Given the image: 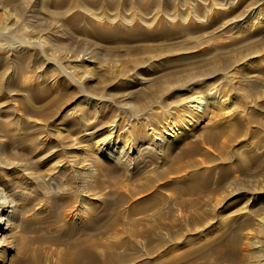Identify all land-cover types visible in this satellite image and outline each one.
<instances>
[{
  "label": "rangeland",
  "instance_id": "rangeland-1",
  "mask_svg": "<svg viewBox=\"0 0 264 264\" xmlns=\"http://www.w3.org/2000/svg\"><path fill=\"white\" fill-rule=\"evenodd\" d=\"M53 1L0 0V196L10 201V219L17 217L30 235L63 240L68 231L59 213L100 196L103 207L86 220L85 234L127 241L130 253L144 247L132 229L152 226L151 238L165 240L213 225L222 239L192 264H224L207 255L229 253L236 235L258 250L252 259H263L264 0ZM196 96L205 104L198 122L183 116ZM169 121L187 128L154 145L156 132H169ZM91 131L97 132L84 136ZM111 132L121 148L115 163L97 146ZM93 156L100 164L81 169L79 161ZM197 175L203 184L185 192L183 181ZM144 187L148 192L139 193ZM126 198L149 201L130 213L117 206ZM41 218H54L53 224L37 226Z\"/></svg>",
  "mask_w": 264,
  "mask_h": 264
},
{
  "label": "bare ground",
  "instance_id": "bare-ground-1",
  "mask_svg": "<svg viewBox=\"0 0 264 264\" xmlns=\"http://www.w3.org/2000/svg\"><path fill=\"white\" fill-rule=\"evenodd\" d=\"M63 0H54L53 2L55 4L57 3H61ZM215 1V0H214ZM258 1V0H257ZM42 4H46L48 2V0H41ZM163 2V1H162ZM167 2V1H166ZM70 3V2H69ZM164 3V2H163ZM59 6V5H57ZM187 15V14H186ZM175 17V16H174ZM177 17V15H176ZM175 17V18H176ZM181 17V16H180ZM178 17V18H180ZM184 18V17H183ZM232 24V23H231ZM124 26V25H123ZM122 27V26H120ZM100 28V27H99ZM119 28V27H118ZM124 29V27H123ZM108 30V29H107ZM115 30V29H114ZM127 30L129 31V28H127ZM137 32L134 30L130 31V32ZM122 32V31H121ZM129 32V33H130ZM123 33V32H122ZM128 33V32H126ZM128 35H131V33ZM138 33V32H137ZM101 34V33H100ZM99 34V35H100ZM107 34V33H106ZM109 34V33H108ZM113 34V33H112ZM118 34V33H117ZM127 35V36H128ZM133 35V34H132ZM98 36V35H97ZM115 36V35H114ZM117 36V35H116ZM125 36V35H124ZM126 36V37H127ZM120 37V36H119ZM118 38V37H117ZM19 42V41H18ZM15 43V42H14ZM16 44V43H15ZM19 44V43H17ZM11 45V44H10ZM12 46V45H11ZM18 46V45H17ZM15 50V49H14ZM21 51V50H20ZM23 51V49H22ZM24 56V55H23ZM22 58L25 60V56ZM22 60V59H21ZM19 61V60H17ZM20 64V62H19ZM14 66V65H13ZM17 68V67H16ZM10 69V68H9ZM10 71V70H9ZM12 75H15L12 73ZM17 76V75H16ZM14 78V77H13ZM11 84V83H10ZM16 81L13 79V82L11 85H15ZM251 85V84H250ZM249 85V86H250ZM30 87V86H29ZM248 87V86H247ZM28 89V87H25V89ZM41 88V87H40ZM42 90V88H41ZM44 90V89H43ZM249 90V89H248ZM35 91V90H34ZM250 92H253V90H251ZM45 93V92H44ZM28 95V94H26ZM25 95V96H26ZM209 97H211V95L209 94ZM214 98V97H211ZM211 100V99H210ZM25 101V100H24ZM28 102V100H27ZM57 102V101H56ZM55 102V103H56ZM188 103H197L194 105H191L193 108L189 109V111H185L183 113L184 117H188L189 120H193L194 122H198L199 120H201L203 118V115L205 114H200V111H205L204 108V102L203 100L199 99L198 97H194V98H190L189 101H187ZM26 103V102H25ZM212 104V103H211ZM214 105V104H213ZM180 106V105H179ZM184 106V105H183ZM182 107V106H180ZM190 108V105H189ZM181 109V108H180ZM185 109V107H184ZM3 122V121H2ZM9 121H7L8 123ZM32 122V121H31ZM34 123V122H32ZM36 123V122H35ZM71 123V122H70ZM78 123V122H77ZM80 123V122H79ZM190 123V122H189ZM1 124V123H0ZM18 124V122H17ZM41 124V123H40ZM167 124V122H166ZM165 124V125H166ZM26 125V124H24ZM38 125V124H37ZM168 131L166 132L163 130V133L160 132H156L155 135L153 136V140L156 142L154 143V145H156L158 143V145L162 144L163 141V137L164 134H168L171 136H174L176 134H174L175 131L179 130V127L177 128V125H173L172 121H169L168 124ZM40 126V125H39ZM76 126V125H75ZM14 127V126H13ZM18 127V126H17ZM25 127V126H24ZM32 127V126H31ZM73 127V126H72ZM79 127V126H78ZM3 128V127H2ZM11 128V127H10ZM27 128V127H26ZM180 128H187L186 125H183V127L181 126ZM15 129V128H14ZM25 129V128H24ZM23 129V130H24ZM38 129V128H37ZM79 129V128H78ZM81 129V128H80ZM20 130V129H19ZM26 130V129H25ZM39 131H41L40 129H38ZM36 130V132L38 131ZM82 130V129H81ZM34 137H37L36 133H35V128H34ZM38 131V132H39ZM86 131V130H85ZM89 131V130H87ZM8 132V131H7ZM10 132V131H9ZM28 132V131H27ZM83 133V131H81ZM95 132L97 131H91V132H86V135L84 136H93L95 134ZM30 133V132H29ZM81 133V134H82ZM23 134V133H22ZM31 134V133H30ZM38 134V133H37ZM85 134V133H84ZM113 132H111V135H109L107 138H105L104 140L101 141V144H98V150L101 153H103V155H106L109 159H112L113 162L114 160L118 161L117 159H119L118 157V150L121 149L119 146V141H117V137H118V133L116 134V139H114V137L112 136ZM9 135V134H8ZM33 136V135H32ZM39 136V135H38ZM115 136V135H114ZM11 137V136H10ZM41 137V135H40ZM141 137V136H140ZM18 138V137H17ZM27 138V136H26ZM30 138V137H29ZM86 138V137H85ZM146 138V137H145ZM165 138V137H164ZM170 138H174V137H170ZM16 139V137H15ZM20 139V137H19ZM39 139V138H38ZM87 139V138H86ZM139 139V138H138ZM142 139V138H141ZM14 140V139H12ZM22 140V139H21ZM26 140V139H25ZM42 141V139H40ZM44 140V138H43ZM46 140V139H45ZM143 140V139H142ZM167 140V139H166ZM19 141V140H18ZM17 141V142H18ZM23 141V140H22ZM29 141V140H28ZM40 141V142H41ZM67 141V140H66ZM81 141V140H80ZM79 141V142H80ZM6 142V141H5ZM4 142V143H5ZM16 142V140H15ZM38 142V141H37ZM39 142V143H40ZM65 142L62 141L61 144ZM68 142V141H67ZM70 142V141H69ZM150 142V141H148ZM2 143V142H1ZM11 143V142H10ZM42 143V142H41ZM66 143V142H65ZM143 143V141H142ZM146 143V142H144ZM3 144V143H2ZM6 144V143H5ZM14 144L13 141L11 143V145ZM37 144V143H36ZM60 144V145H61ZM77 144V142H76ZM80 144V143H78ZM166 144V143H165ZM10 145V146H11ZM34 145V143H33ZM157 145V146H158ZM7 146V145H6ZM17 146V145H16ZM40 146V145H39ZM43 146V144H42ZM63 146V145H62ZM73 146H65V148L69 150V148L72 149ZM75 147V146H74ZM79 147V146H78ZM155 147V146H154ZM4 148V147H3ZM48 148V147H47ZM63 148V147H62ZM141 148V147H140ZM74 149V148H73ZM77 149V148H76ZM82 149V148H81ZM143 150L149 151L151 150V147L149 144H145L143 145ZM3 150V149H2ZM142 150V151H143ZM121 151V150H120ZM3 152V151H2ZM50 152V151H49ZM52 152V151H51ZM70 152V150H69ZM145 152V151H144ZM47 153V152H46ZM45 153V154H46ZM79 153V152H78ZM83 153V152H82ZM52 154V153H50ZM17 155V154H16ZM48 155V154H47ZM99 155V154H98ZM121 156V154H120ZM249 156H251L249 154ZM248 156V157H249ZM255 156V155H253ZM252 156V158H253ZM106 157V158H107ZM126 157V155H125ZM244 157V155L242 156V158ZM19 158V157H18ZM21 158V157H20ZM32 158V157H31ZM37 158V157H36ZM40 158V157H39ZM49 158V157H48ZM47 158V159H48ZM86 158V157H85ZM127 158V157H126ZM131 158V156H130ZM125 159V158H124ZM132 159V158H131ZM241 159V158H240ZM15 160V159H14ZM31 160V159H30ZM41 160V159H40ZM46 160V159H45ZM98 156H93V158H86V159H81L79 162L82 164L81 165V169L83 168L84 170H88V168H90V166L92 165L93 162H95L96 164H100V162L98 161ZM121 160V159H120ZM133 160V159H132ZM136 160V159H135ZM7 161V160H6ZM9 161V160H8ZM11 161V160H10ZM33 161V160H31ZM126 161V160H125ZM124 161V162H125ZM130 161V160H129ZM241 161V160H240ZM121 162V161H120ZM123 162V160H122ZM127 162V161H126ZM243 162V161H241ZM245 162V161H244ZM254 162V161H253ZM4 163V162H3ZM42 163V162H41ZM115 163V162H114ZM119 163V162H118ZM134 163V162H133ZM247 163V161H246ZM249 163V162H248ZM256 163V162H255ZM38 164V163H37ZM36 164V165H37ZM40 164V161H39ZM47 164V163H46ZM121 164V163H120ZM126 164V163H125ZM130 163L126 164L129 166ZM16 165L18 167H20V169H27V165L26 164H22L21 162L16 163ZM43 165V164H42ZM54 165V164H53ZM52 165V167H53ZM122 165V164H121ZM125 165V166H126ZM248 165V164H247ZM246 165V166H247ZM252 165V163H251ZM5 166V165H4ZM35 166V165H34ZM44 166V165H43ZM47 166V165H46ZM119 166V165H118ZM123 166V165H122ZM127 166V167H128ZM2 167V165H1ZM57 167V166H55ZM54 167V168H55ZM248 167H250V165H248ZM246 167V168H248ZM6 169H9L7 167H3ZM15 168V167H14ZM29 168V167H28ZM36 168H38L36 166ZM49 168V167H48ZM53 168V169H54ZM65 168V167H64ZM18 169V168H17ZM16 169V170H17ZM30 169V168H29ZM28 169L27 174H30V170ZM35 169V168H34ZM52 169V168H51ZM51 169H48L49 171H52ZM14 170V169H13ZM33 170V169H32ZM45 170V168L43 169ZM59 170V169H58ZM69 170V169H68ZM256 170V169H255ZM5 171V170H4ZM3 171V172H4ZM9 171V170H8ZM35 171V170H34ZM47 171V170H46ZM55 171V169H54ZM62 171V170H61ZM257 171V170H256ZM254 171V172H256ZM38 172V171H37ZM59 172V171H58ZM84 172V171H83ZM174 172H176L174 170ZM196 172V171H195ZM10 173V172H9ZM15 173L17 175H19L16 171ZM22 173V172H21ZM36 173V172H35ZM61 173V172H60ZM82 172H80L81 174ZM6 174V173H5ZM15 174V176H16ZM26 174V173H25ZM26 174V175H27ZM32 174V173H31ZM30 174V175H31ZM63 174V173H62ZM85 174V173H84ZM193 174V173H192ZM196 174V173H195ZM198 174V173H197ZM200 174V173H199ZM254 174V173H253ZM258 174V173H257ZM256 174V175H257ZM260 174V173H259ZM22 175V174H21ZM36 175V174H34ZM67 175V174H66ZM83 175V174H81ZM80 175V176H81ZM191 175V174H190ZM255 175V176H256ZM2 176V173H1ZM7 175H5L6 177ZM25 175H22L21 177L24 179ZM28 176V175H27ZM63 176V175H62ZM65 176V175H64ZM63 176V177H64ZM11 177L14 178V176L12 175ZM19 177V176H18ZM31 176H29L30 178ZM60 177V175H59ZM78 177V176H77ZM179 177V176H178ZM182 177V176H181ZM180 177V178H181ZM191 176H189L190 180H186L183 181V185L184 187V191L188 192V193H193L197 190V186L199 184H203V180L201 178V176L198 175L197 176H192V179L190 178ZM2 178V177H1ZM7 178V177H6ZM5 178V180H6ZM17 178V177H15ZM36 178V177H35ZM56 178V177H55ZM54 178V179H55ZM79 178V177H78ZM3 179H4V175H3ZM10 179V178H9ZM20 179V178H19ZM31 179V178H30ZM29 179V180H30ZM51 179L52 175H51ZM81 179V178H80ZM85 179V176H84ZM178 179V178H177ZM194 179V180H193ZM13 180V179H12ZM22 180V179H20ZM25 180V179H24ZM22 180V182L24 181ZM32 180V179H31ZM35 180V179H34ZM66 180V179H65ZM185 180V179H184ZM8 181V179L6 180ZM16 181V180H15ZM19 181V180H18ZM37 181V180H36ZM56 182V180H54ZM58 181V180H57ZM82 181V180H81ZM85 181V180H84ZM82 181V182H84ZM232 181V180H231ZM10 182V181H9ZM28 182V181H26ZM31 182V181H29ZM62 182V181H61ZM14 183V182H12ZM20 183V182H18ZM32 183V182H31ZM34 183V181H33ZM32 183V184H33ZM233 185L236 184V182H232ZM36 184V183H35ZM39 184V183H38ZM36 184V185H38ZM62 184V183H61ZM97 184V183H96ZM8 185V184H7ZM15 185V184H14ZM23 185V183H22ZM27 185V184H26ZM64 185V184H62ZM18 186V184H17ZM100 186V185H99ZM149 186V185H148ZM156 186V185H155ZM14 187V186H13ZM19 187V186H18ZM26 187V186H25ZM24 187V189H25ZM140 187V186H139ZM20 188V187H19ZM22 188V187H21ZM32 188V186H31ZM96 188V187H95ZM193 188V189H192ZM23 189V188H22ZM155 189V187H154ZM192 189V190H190ZM20 190V189H19ZM149 188L148 187H144L141 190H139V193H144V192H148ZM263 190V189H262ZM18 191V190H17ZM131 191V190H130ZM98 192V190H97ZM150 192H153L152 190H150ZM155 192V190H154ZM153 192V193H154ZM101 193V192H100ZM105 193V192H103ZM160 194V193H159ZM2 195V194H1ZM69 195V194H68ZM146 195V194H145ZM105 196V195H104ZM139 197V195H137ZM141 196V195H140ZM149 196V195H148ZM156 196V195H155ZM158 196V195H157ZM160 196V195H159ZM6 197V196H5ZM88 197V196H87ZM145 197V196H144ZM143 197V198H144ZM0 198H3L2 201H0V264H4L7 261H11L13 264H192V262L194 261V259L196 260V258H204L205 257V252L204 250L209 247V245H211L212 243H216L217 240L220 241L222 238H218L216 237L215 233L216 231L213 230L215 229V226H211L210 228L208 227H203V229H197V227H194L193 229H189L187 230V234L182 232L176 233L171 235L170 239H165L163 240L162 236L158 237L156 234V238H151L152 236V230H150L152 228V226H150L149 228H146L144 230H138L135 229L130 232V235L132 237H134L135 239H137L139 242L141 240H143L144 242V247L143 250L140 251H136V252H131L130 250H133L131 247H129L128 245L130 243H128L127 245V241L124 240H120L119 242L113 243L110 242L108 240H105L102 242V240H100V238L98 237H90L88 235L85 234V231L87 229V223L86 220L89 219L91 220L93 218L94 215H96L95 213L98 212V210L103 207L101 204L103 201L100 198V196H94V197H90L89 199L90 201H88V204L86 206L83 205L82 206H78V205H70V208L68 210H66L65 212L62 211V213H59L58 218L61 221V223L59 225H62L61 229H64V233L68 231L67 233V237L66 239H60V238H56V237H47L46 235L43 236L42 235H30L28 234L29 229L27 228V226L24 223H18V221H16L17 219H10V217L12 216V211H11V205H10V201L7 198H4V196H0ZM136 198V197H135ZM149 198V197H148ZM156 198V197H155ZM196 198V197H195ZM67 199V202L73 203V198H64ZM63 199V201H64ZM128 198L124 199V200H120L117 203V206H125L126 210H128L130 213H135L136 211L143 210L145 208V205L147 203V201H149V199H145V200H137V199H132V200H127ZM157 199V198H156ZM192 199V198H191ZM104 200V199H103ZM151 200V199H150ZM193 200V199H192ZM114 202V201H113ZM30 203V202H29ZM67 203V204H68ZM28 204V203H27ZM32 204V203H31ZM154 204V202L152 203ZM17 205V204H16ZM14 205V206H16ZM66 205V204H65ZM184 205V204H182ZM21 206V205H20ZM19 206V207H20ZM23 206V205H22ZM31 205H29L30 207ZM50 206V205H48ZM114 206V205H113ZM148 206V205H147ZM40 207V206H38ZM11 208V209H10ZM37 208V207H36ZM50 208V207H49ZM106 208V207H105ZM147 208V207H146ZM150 208V207H149ZM14 209V208H13ZM18 209V208H17ZM40 209V208H39ZM42 209V208H41ZM66 209V208H64ZM63 209V210H64ZM186 209V208H185ZM15 210V209H14ZM19 210V209H18ZM43 210V209H42ZM102 210V209H101ZM144 211V210H143ZM15 212V211H14ZM29 212V210L26 211H20L19 214L22 213H27ZM32 212V211H31ZM39 212V210H38ZM42 212V211H40ZM60 212V211H59ZM56 213V210H55ZM129 213V214H130ZM15 214V213H14ZM17 214V213H16ZM15 214V215H16ZM137 214V213H136ZM135 214V215H136ZM27 215V219H31V216L33 217L32 214H25ZM39 215V214H38ZM51 215V213H50ZM37 216V215H35ZM49 216V215H48ZM44 217V216H41ZM50 217V216H49ZM21 218V217H20ZM139 218V217H138ZM34 219V218H33ZM54 219V218H53ZM53 219L47 220V218H41V219H37V221L35 220V223H37V226L42 225L43 227L45 225H47V227H50L53 224ZM57 219V218H55ZM145 219V218H144ZM149 219V218H148ZM182 219V218H181ZM32 220V219H31ZM150 221V220H149ZM33 222V220H32ZM224 222V221H223ZM31 223V222H30ZM209 223V222H208ZM39 224V225H38ZM210 224V223H209ZM263 224V223H261ZM29 225V224H28ZM220 227L222 225L219 224ZM224 225V223H223ZM34 226V224H33ZM166 228H168V225H164ZM46 227V228H47ZM54 227V226H53ZM223 227V226H222ZM161 228V227H160ZM224 228V227H223ZM40 229V228H39ZM51 229V228H50ZM188 229V228H187ZM32 230V229H31ZM219 230V228H218ZM34 232V230H32ZM36 231V229H35ZM221 231V230H220ZM219 231V232H220ZM223 231V229H222ZM27 233V234H26ZM167 233V232H166ZM218 233V231H217ZM216 233V234H217ZM33 234H36L33 233ZM50 234V231H49ZM75 234H78L77 237H73ZM161 234V233H160ZM221 234V233H220ZM219 234V235H220ZM167 235V234H166ZM218 235V236H219ZM251 235V234H250ZM168 237V236H167ZM133 239V240H135ZM225 238H223L224 240ZM255 239V238H254ZM135 241L136 243L134 244L135 246L138 245V241ZM249 240V239H248ZM253 240V239H251ZM205 241V245L203 246V242ZM249 242V241H248ZM247 242V243H248ZM202 243V244H201ZM223 243V241H222ZM251 243V242H250ZM172 244V245H171ZM141 245V244H140ZM138 245V246H140ZM133 246V245H132ZM203 246V247H202ZM220 247H222L220 245ZM229 247V253L226 252H222L220 251L219 254H216V256L214 257L213 255H207V257L210 259H214L216 262H220L222 261V263L224 264H264V258L260 259L259 261H255V259H252V257L254 256H259L258 255V250L257 249H252L250 248L247 244H243L240 241V238L238 235L233 236L231 241L228 244ZM253 248H255L253 246ZM142 249V248H140ZM184 249H186L184 251ZM210 251V250H209ZM246 252H249V254H247ZM214 257V258H213ZM211 262V260H210ZM211 264V263H208ZM212 264H216L215 262Z\"/></svg>",
  "mask_w": 264,
  "mask_h": 264
}]
</instances>
